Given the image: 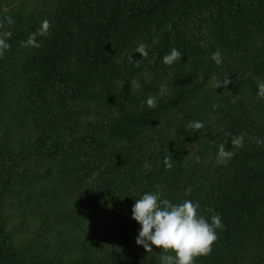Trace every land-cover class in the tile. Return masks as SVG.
<instances>
[{
  "label": "trees",
  "instance_id": "16d2710c",
  "mask_svg": "<svg viewBox=\"0 0 264 264\" xmlns=\"http://www.w3.org/2000/svg\"><path fill=\"white\" fill-rule=\"evenodd\" d=\"M4 17L0 264H160L132 216L155 192L221 217L194 264H264V0H0ZM44 20L40 47L21 46Z\"/></svg>",
  "mask_w": 264,
  "mask_h": 264
},
{
  "label": "clouds",
  "instance_id": "9594fccd",
  "mask_svg": "<svg viewBox=\"0 0 264 264\" xmlns=\"http://www.w3.org/2000/svg\"><path fill=\"white\" fill-rule=\"evenodd\" d=\"M11 17L0 19V29L7 25L13 24ZM50 28L48 20H44L40 29L29 36L26 41L21 42L23 47H40L37 41L38 36H47ZM11 37V32H0V57L4 55L5 50L10 48V44L6 42V38ZM157 41H153L155 44ZM135 52L142 55V59L147 58L149 52L144 44H139ZM182 52L176 48L171 49L170 54L163 57L165 65H172L181 59ZM141 59V60H142ZM211 59L217 66L223 62L221 51L217 49L211 54ZM140 60L137 61L139 64ZM232 83L228 76L219 78L213 76L210 80V86L214 89L223 87L228 88ZM257 95L264 98V82H258ZM165 93V87L161 86V95ZM147 106L155 108L156 98L149 97ZM213 108H218V104H213ZM204 128V124L200 121L189 122L186 130L197 132ZM257 143H261L257 138H253ZM243 135L234 136L231 144L235 148L243 147ZM233 156L231 150H226L225 144H220L217 154V163L226 164ZM166 170L172 168L169 158L164 159ZM200 205L198 202L193 203L185 200L180 204H174L166 198H161L160 192L145 193L141 198L137 199L133 208L132 216L140 225L141 229L136 238V243L142 245L149 253L153 251V245L162 249L163 255L160 257V264H194L195 258L207 256L212 251V245L217 240L216 229H223L221 217L213 215L211 223L203 216L198 215ZM167 253H174L169 255Z\"/></svg>",
  "mask_w": 264,
  "mask_h": 264
}]
</instances>
